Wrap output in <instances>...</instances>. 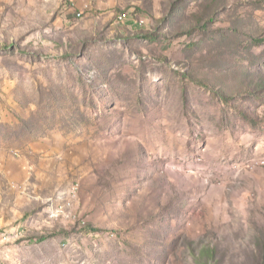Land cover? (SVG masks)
I'll list each match as a JSON object with an SVG mask.
<instances>
[{"label": "rangeland", "instance_id": "374dc122", "mask_svg": "<svg viewBox=\"0 0 264 264\" xmlns=\"http://www.w3.org/2000/svg\"><path fill=\"white\" fill-rule=\"evenodd\" d=\"M263 6L0 0V264H264Z\"/></svg>", "mask_w": 264, "mask_h": 264}, {"label": "crops", "instance_id": "0c3cea01", "mask_svg": "<svg viewBox=\"0 0 264 264\" xmlns=\"http://www.w3.org/2000/svg\"><path fill=\"white\" fill-rule=\"evenodd\" d=\"M263 7H264V6H263ZM261 12H263V15H264V8H261V9H255V10L253 11V17H254L255 20L258 19V16H261V14H262ZM261 64H264V58H263ZM261 152L264 153V149L261 150Z\"/></svg>", "mask_w": 264, "mask_h": 264}, {"label": "trees", "instance_id": "16d2710c", "mask_svg": "<svg viewBox=\"0 0 264 264\" xmlns=\"http://www.w3.org/2000/svg\"><path fill=\"white\" fill-rule=\"evenodd\" d=\"M239 95H241V94H237V95H235V96H239Z\"/></svg>", "mask_w": 264, "mask_h": 264}, {"label": "built area", "instance_id": "2783aa9c", "mask_svg": "<svg viewBox=\"0 0 264 264\" xmlns=\"http://www.w3.org/2000/svg\"><path fill=\"white\" fill-rule=\"evenodd\" d=\"M262 163H264V162H262Z\"/></svg>", "mask_w": 264, "mask_h": 264}, {"label": "bare ground", "instance_id": "6f19581e", "mask_svg": "<svg viewBox=\"0 0 264 264\" xmlns=\"http://www.w3.org/2000/svg\"><path fill=\"white\" fill-rule=\"evenodd\" d=\"M80 15V14H79Z\"/></svg>", "mask_w": 264, "mask_h": 264}]
</instances>
